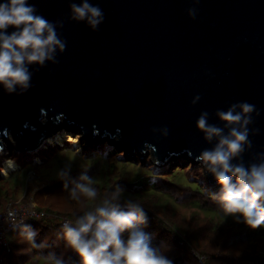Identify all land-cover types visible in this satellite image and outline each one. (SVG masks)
Wrapping results in <instances>:
<instances>
[{
	"label": "water",
	"instance_id": "1",
	"mask_svg": "<svg viewBox=\"0 0 264 264\" xmlns=\"http://www.w3.org/2000/svg\"><path fill=\"white\" fill-rule=\"evenodd\" d=\"M29 2L63 21L66 48L57 62L33 66L24 93L0 89V154L10 136L16 151L34 152L71 126L86 143L116 136L129 158L196 160L218 184L197 159L217 139L206 140L196 119L207 111L223 127L217 110L246 101L259 113L247 125L251 144L231 163L264 160V0H92L104 11L95 30L69 18L71 0Z\"/></svg>",
	"mask_w": 264,
	"mask_h": 264
},
{
	"label": "clouds",
	"instance_id": "2",
	"mask_svg": "<svg viewBox=\"0 0 264 264\" xmlns=\"http://www.w3.org/2000/svg\"><path fill=\"white\" fill-rule=\"evenodd\" d=\"M69 9L71 20L84 21L93 30L104 20L103 9L92 0H71ZM188 15L194 18V10L189 9ZM58 25L62 26L63 21L47 19L29 0H0V89L6 93H24L32 86L33 66L57 62V52L66 48V41L58 35ZM198 99L199 95L194 96L192 103ZM254 110L259 113L255 105L246 101L217 110L223 127L209 123L207 111H202L196 119V126L206 140L217 139L215 145L201 151L197 159L220 186L219 191L212 194L219 206L218 216L224 219L231 215L233 220L251 228L264 225V160L247 167L242 163L233 164L231 160L251 144L247 125ZM162 131L168 134L166 125ZM68 167L70 165L57 175L62 179L67 177ZM95 184L93 177L81 172L70 190V198L81 202L82 214L76 216L74 222L66 220L62 225L66 246L78 255L79 264H175L167 255L171 245L153 244L151 235L144 230L147 215L141 203L128 199L122 205L119 186L110 192L105 189L101 195ZM22 236L34 248L44 246L35 243L36 232L28 226ZM197 255L207 259L200 253ZM46 261L47 264H67L51 254Z\"/></svg>",
	"mask_w": 264,
	"mask_h": 264
},
{
	"label": "trees",
	"instance_id": "3",
	"mask_svg": "<svg viewBox=\"0 0 264 264\" xmlns=\"http://www.w3.org/2000/svg\"><path fill=\"white\" fill-rule=\"evenodd\" d=\"M109 149V145L97 143L75 153L69 140H64L63 148L47 143L39 153L35 152L45 167L59 156V151L70 150L81 161L72 160L63 166L64 160L58 158L63 169L70 165L68 176L63 179L57 176L38 188H33L34 181L27 180L18 172L11 173L7 179H3L0 173V211L23 190V198L31 195L35 201L38 195L53 194L55 198L65 194L61 191L70 192L81 172H86L97 181L94 186L101 195L105 189L110 192L119 186L122 205L128 199L141 203L147 215L144 230L151 235L153 244L171 245L167 255L175 264H264V225L251 228L233 220L231 215L221 219L219 206L212 199V194L219 189L206 192V180L193 164L188 168L177 164L174 168L159 170L148 159L142 163L134 157L129 158L124 151L118 157L109 153ZM24 154L20 160L28 166L26 172L38 170L39 163L34 158L27 160ZM172 202L192 206L194 210L186 216L175 211ZM37 208L72 218L83 211L77 205L57 208L50 204L39 205L38 202ZM25 226L36 232L34 241L43 247L34 248L23 239ZM62 233V223L55 217L27 218L20 228L10 232L12 238L7 244L0 241V264H47L49 254L64 259L67 264H79L78 255L66 246ZM197 253L207 259H201Z\"/></svg>",
	"mask_w": 264,
	"mask_h": 264
},
{
	"label": "rangeland",
	"instance_id": "4",
	"mask_svg": "<svg viewBox=\"0 0 264 264\" xmlns=\"http://www.w3.org/2000/svg\"><path fill=\"white\" fill-rule=\"evenodd\" d=\"M59 131L61 133L65 132L67 134H71L72 136L73 135L77 136L79 139L78 144H74V142L71 139H69L68 137H65V138L59 140V142H51V140H52V138H51V139H49V141L45 142L44 146L48 143L52 146L54 145V146H58L59 148H63L64 140L68 141V139H69V142H71L75 153H81L85 150V148H87L91 144L96 145L97 143L109 145L110 146L109 153H113L114 155H117V156L121 153V151H119L118 147H117V143H116L117 137L116 136L104 137V138L96 137L95 139L86 143L85 139H81V134H80L78 128L71 127V126H68V128H65L62 125L60 127ZM9 139L12 143L15 142L11 136L9 137ZM64 146H66V145H64ZM40 149L41 148L35 150L34 152H18L14 149V147L12 145L5 143V148L2 151V153L0 154V173H1V175H3V179H7L9 177V175L13 172H18V174H22L24 176V178L29 180L28 175L26 174V173H28V172H26L28 166L26 164L21 163V160H20L21 156H23V153H26L24 155L26 156L27 160H29V159L31 160V158H34L36 160V162L39 163L38 170H35V171H37L39 173L40 177H38V180L32 182L33 188L41 187V186L47 184L49 182V180L57 177L58 176L57 173L63 169V166L66 165L65 162H71L72 160L75 161L76 159L77 160L79 159V157L73 156V154L71 153L70 150H65L62 153H61V151H59V153L57 154V156L58 155L59 156L56 157L48 167H45L44 165H42L43 163L40 164V160L36 156V154L40 152ZM35 152H37V153H35ZM60 154H61V156H60ZM60 157L64 160L62 167L58 163V158H60ZM6 158H12V159L16 160V162L18 163V167L8 171L6 173L7 175L3 173V162ZM134 158L136 159V161L138 160V161H141L142 163L144 161H146L147 159L149 161H151L149 154L144 155V157H142V158H139L137 156H134ZM185 160L186 159L182 158L181 156H177L173 159H169V162H166L164 165H156L153 161H151V162L159 170H164L165 168H169V167L174 168L177 166V164L180 165L182 168H188L189 164H193L195 166L196 170L200 172V176H203L206 180V183H207L206 192L209 193L211 191H216L220 188V186L218 184H210L208 182L205 175L203 174L202 166L198 161L189 159L188 162H186ZM78 161L80 162L81 160L79 159ZM27 164H29V162ZM61 192H64L65 194L61 193L59 195H56L55 198H53V196H52L53 194H51V196H49L48 194H44L42 196L38 195L37 198H35V199L39 203V205H43V206H46V204L47 205L50 204L53 207H57V208H61V206L62 207H65V206L70 207V206H74V205H77L78 208L80 207L81 202L72 200L70 198V192L69 191H61ZM24 193L25 192L23 190L20 194H17L15 197H13L12 200L17 201L18 199H20L24 196ZM81 201H83L82 195H81ZM172 207L175 211H179L182 214H185L186 216H189L192 213V210H194V208L192 206L181 205V204L173 203V202H172ZM7 237L9 240L12 238V234H10L9 231L7 232Z\"/></svg>",
	"mask_w": 264,
	"mask_h": 264
},
{
	"label": "built area",
	"instance_id": "5",
	"mask_svg": "<svg viewBox=\"0 0 264 264\" xmlns=\"http://www.w3.org/2000/svg\"><path fill=\"white\" fill-rule=\"evenodd\" d=\"M46 141H49L48 139ZM42 143L40 148L44 146ZM28 179L36 181L38 180L39 173L35 170H29ZM49 218L55 217L63 223L68 220L74 222L76 218H72L65 215H60L53 212H48L37 208L36 201L29 196L28 198H20L17 201H10L3 210L0 211V241L7 244L8 237L7 232H12L20 228L27 218Z\"/></svg>",
	"mask_w": 264,
	"mask_h": 264
},
{
	"label": "bare ground",
	"instance_id": "6",
	"mask_svg": "<svg viewBox=\"0 0 264 264\" xmlns=\"http://www.w3.org/2000/svg\"><path fill=\"white\" fill-rule=\"evenodd\" d=\"M65 137H68L69 139H71L74 142V144H78L79 142V139L77 136H74V135L72 136L71 134H67L65 132L61 133L60 131L57 132L53 137H49L48 140L52 138L51 142H59V140ZM11 144L12 146L14 145V143H11ZM17 167H18V163L16 162V160L12 158H6L3 162V173L6 174L8 171L14 168H17Z\"/></svg>",
	"mask_w": 264,
	"mask_h": 264
}]
</instances>
